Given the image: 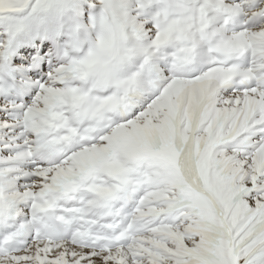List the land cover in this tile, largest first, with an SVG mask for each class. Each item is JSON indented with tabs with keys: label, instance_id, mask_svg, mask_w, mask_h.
<instances>
[{
	"label": "snow or ice",
	"instance_id": "6c2138e0",
	"mask_svg": "<svg viewBox=\"0 0 264 264\" xmlns=\"http://www.w3.org/2000/svg\"><path fill=\"white\" fill-rule=\"evenodd\" d=\"M0 264H264V0H0Z\"/></svg>",
	"mask_w": 264,
	"mask_h": 264
}]
</instances>
